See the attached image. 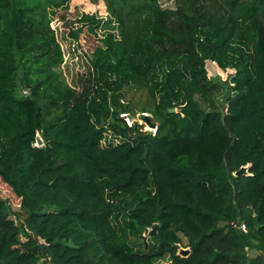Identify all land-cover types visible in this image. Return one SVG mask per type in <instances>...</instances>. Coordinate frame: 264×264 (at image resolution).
<instances>
[{
    "label": "trees",
    "instance_id": "trees-1",
    "mask_svg": "<svg viewBox=\"0 0 264 264\" xmlns=\"http://www.w3.org/2000/svg\"><path fill=\"white\" fill-rule=\"evenodd\" d=\"M66 1L0 0V264H264V0H103L119 28L73 84Z\"/></svg>",
    "mask_w": 264,
    "mask_h": 264
},
{
    "label": "rangeland",
    "instance_id": "rangeland-1",
    "mask_svg": "<svg viewBox=\"0 0 264 264\" xmlns=\"http://www.w3.org/2000/svg\"><path fill=\"white\" fill-rule=\"evenodd\" d=\"M160 2L164 7H174L175 5V0H160ZM50 13L52 16V26L55 28L58 39L65 52V62L62 66L63 73L66 80L70 84H73L80 73L88 70L96 71L100 68L99 61L102 55L109 52L112 47L108 37L111 32H116L119 28V22L103 0H99L96 3H93L91 0H67L66 2L58 3V5L54 6L50 10ZM82 15H95L96 18L102 19V22L99 27L90 25L84 26L79 39L74 40L69 36L68 31L72 26H80L77 21ZM209 62L211 63V61ZM207 69L210 76L213 77L218 75L223 80L233 72L231 69H218L211 64H208ZM123 116L129 119L126 114ZM146 116L150 118V114L141 113L136 116V119L140 124H146L144 130H154V127H151L147 121L145 122ZM132 121L133 119H129V122ZM114 142H118V139H114ZM0 197L8 200L12 207V211H17L19 209L18 198L12 189L2 182L1 179ZM120 220L123 221V217H120ZM150 230L151 228L142 233V237H145V240L151 237L149 235ZM183 241L186 242V240ZM254 254V251H249L250 256Z\"/></svg>",
    "mask_w": 264,
    "mask_h": 264
},
{
    "label": "water",
    "instance_id": "water-1",
    "mask_svg": "<svg viewBox=\"0 0 264 264\" xmlns=\"http://www.w3.org/2000/svg\"><path fill=\"white\" fill-rule=\"evenodd\" d=\"M171 111H174V110L172 109ZM145 119H146L147 123H148L151 127H154V128L156 127L155 124H153V123L150 121L149 116H146ZM42 144H43V140H42L40 137H38L37 145L40 146V145H42ZM156 227H157V224H154V225H153V228H151L150 233H149V235H150L151 237L155 235V233H156ZM144 239H145V237H144ZM182 251L187 252L188 250H187V249H183Z\"/></svg>",
    "mask_w": 264,
    "mask_h": 264
}]
</instances>
